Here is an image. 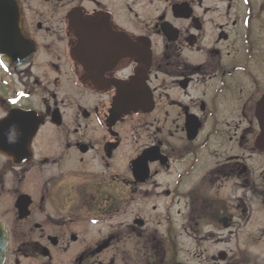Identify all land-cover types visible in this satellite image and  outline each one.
<instances>
[{
	"label": "flooded vegetation",
	"instance_id": "af4514ba",
	"mask_svg": "<svg viewBox=\"0 0 264 264\" xmlns=\"http://www.w3.org/2000/svg\"><path fill=\"white\" fill-rule=\"evenodd\" d=\"M16 1L3 264H264V0Z\"/></svg>",
	"mask_w": 264,
	"mask_h": 264
},
{
	"label": "water",
	"instance_id": "95a60500",
	"mask_svg": "<svg viewBox=\"0 0 264 264\" xmlns=\"http://www.w3.org/2000/svg\"><path fill=\"white\" fill-rule=\"evenodd\" d=\"M20 17V7L16 0H0V55L24 47L20 62H25L33 54V46L22 33ZM10 63L13 64L11 61ZM5 249V231L0 222V264H3Z\"/></svg>",
	"mask_w": 264,
	"mask_h": 264
},
{
	"label": "clouds",
	"instance_id": "9594fccd",
	"mask_svg": "<svg viewBox=\"0 0 264 264\" xmlns=\"http://www.w3.org/2000/svg\"><path fill=\"white\" fill-rule=\"evenodd\" d=\"M11 142V141H10Z\"/></svg>",
	"mask_w": 264,
	"mask_h": 264
}]
</instances>
